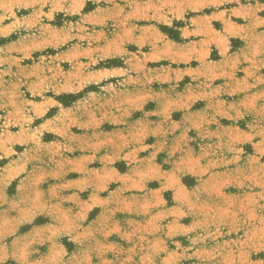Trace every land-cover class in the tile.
Here are the masks:
<instances>
[{
    "label": "rangeland",
    "instance_id": "374dc122",
    "mask_svg": "<svg viewBox=\"0 0 264 264\" xmlns=\"http://www.w3.org/2000/svg\"><path fill=\"white\" fill-rule=\"evenodd\" d=\"M263 53L264 0H0V264H264Z\"/></svg>",
    "mask_w": 264,
    "mask_h": 264
},
{
    "label": "crops",
    "instance_id": "0c3cea01",
    "mask_svg": "<svg viewBox=\"0 0 264 264\" xmlns=\"http://www.w3.org/2000/svg\"><path fill=\"white\" fill-rule=\"evenodd\" d=\"M256 4V3H255ZM253 34V33H252ZM255 34H257L256 32H254V37H255ZM259 34H261V33H259ZM248 41H250V43L248 42ZM253 41V39H251L250 37H248V39H247V41H246V48L247 47H250L251 46V42ZM264 54V53H263ZM262 56V54H260V57ZM260 57H258L256 54H253L252 56H250V58H248L249 59V61L250 62H256V61H259L260 63L261 62H264V58H260ZM263 57V56H262ZM258 77L259 78H261L262 76H261V74H258ZM245 88L246 89H251L252 88V82H251V79H248V81L245 83ZM261 133H259L258 135H260ZM194 158H195V155H194ZM247 162V161H246ZM246 162H243L242 163V165H244V170H247V173H246V175L244 174V184H246V185H248V186H250L251 185V183H252V180H253V178L250 176V166H248L247 167V163ZM201 166H203L202 165V163H201V165H200V167H199V169H202V167ZM212 167H214V166H212ZM246 168V169H245ZM231 169L230 168H228L227 169V173L230 171ZM197 173V172H196ZM213 174H216V173H213ZM249 174V175H248ZM260 180H261V177H260ZM254 181V180H253ZM260 182V181H259ZM198 184H199V182H197ZM196 182L194 183V184H196V185H194V186H198V184H197Z\"/></svg>",
    "mask_w": 264,
    "mask_h": 264
}]
</instances>
